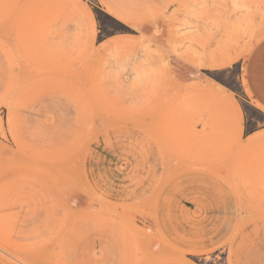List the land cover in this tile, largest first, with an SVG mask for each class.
<instances>
[{"label": "rangeland", "instance_id": "obj_1", "mask_svg": "<svg viewBox=\"0 0 264 264\" xmlns=\"http://www.w3.org/2000/svg\"><path fill=\"white\" fill-rule=\"evenodd\" d=\"M264 0H0V264H264Z\"/></svg>", "mask_w": 264, "mask_h": 264}, {"label": "crops", "instance_id": "obj_2", "mask_svg": "<svg viewBox=\"0 0 264 264\" xmlns=\"http://www.w3.org/2000/svg\"><path fill=\"white\" fill-rule=\"evenodd\" d=\"M245 81L250 103L254 107L250 109L264 118V40L253 49L246 61ZM263 130L252 131L248 139L256 138L253 133Z\"/></svg>", "mask_w": 264, "mask_h": 264}, {"label": "bare ground", "instance_id": "obj_3", "mask_svg": "<svg viewBox=\"0 0 264 264\" xmlns=\"http://www.w3.org/2000/svg\"><path fill=\"white\" fill-rule=\"evenodd\" d=\"M255 138V137H254Z\"/></svg>", "mask_w": 264, "mask_h": 264}]
</instances>
